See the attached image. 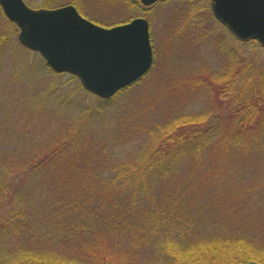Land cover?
Masks as SVG:
<instances>
[{"label": "rangeland", "instance_id": "1", "mask_svg": "<svg viewBox=\"0 0 264 264\" xmlns=\"http://www.w3.org/2000/svg\"><path fill=\"white\" fill-rule=\"evenodd\" d=\"M24 1L33 9H49L72 4L85 17L106 27L122 24L135 16L145 17L150 24L153 63L145 75L125 88L139 80L143 85L128 91L129 97H121L123 101L120 98L113 102L105 110V117L95 118L97 120L93 130L78 137V141L74 143L73 153L59 156L63 161L73 159L83 162L90 157H94L93 159L101 157L102 155L95 153L96 150H88L87 145L98 140L97 137L104 136L110 144H116L119 152L117 156L120 159L136 162L140 154L131 145L136 140L133 139L135 131L150 125L162 115L172 112L219 113V110H224L228 106V100L231 102L229 108L235 106L252 110L250 114L248 111L238 114V117L243 116L245 121L240 122V125L246 126L245 130L248 131L238 143V148L230 149L228 152L225 145L223 148L220 147V152L217 149H210V175L205 177L210 186L191 189L189 199L193 197L194 200L185 207L188 216L185 234L175 235L171 232L174 230L170 229L171 225L164 224L160 218L154 221L155 223H152L151 219L145 221L146 239L143 243L133 239L130 234L116 230L97 231L94 235L102 240L101 247L96 251L97 258L104 256L101 251L111 249L112 251H109L111 254H108L110 264H166V261L170 264H184L179 262L186 257L183 255L184 249L176 248L173 255L169 256L168 244L177 247L181 241H196L195 243L202 244L203 248L215 241L216 237L227 239L233 235L227 228L232 223L234 228L241 231L243 237L252 235L264 240V146L260 137L264 129V120L261 119L264 107H260L256 98L257 93L264 96V92L261 91L264 90L262 89L264 82L261 81L264 79V47L259 42L253 39L240 40L233 35L229 40L225 38L226 30L218 25L219 23H215L210 12L209 0H160L149 8L141 6L139 0ZM1 12L0 9V160L12 149L13 157L28 159L27 157L31 156L35 159L41 155L32 154L36 142L39 145L45 143V146L47 143L50 144L54 140L53 135L69 125L70 116L79 114L78 107L82 105L93 108L102 98L85 91L78 78L74 76L76 79L72 81L70 77L73 75L69 73L61 72L60 77L53 76L54 73H60L52 72L44 61V66L49 72H45L44 75L38 73L37 62L39 58L42 59L40 54L19 43L16 25L7 20ZM227 48H231L237 56L228 53ZM232 57L247 67L245 71L241 65L243 73L249 74L252 70L254 80L246 83L249 78L245 81L237 78L239 83L235 86L237 90L235 93L231 81L226 86L223 80L227 77L222 75L220 80L223 83V92L225 91L224 109L215 103V90L211 83L207 84L211 85L210 89H202L197 85L196 89L188 90L186 87L188 78H195L199 72L208 73L210 68L216 73L224 72L228 67V58ZM221 67L226 69L221 71ZM74 82L80 84L81 91H74L76 87ZM251 89L254 90L251 92ZM234 93L239 97L238 100L234 96L231 97ZM120 103L122 104L118 106ZM223 115L228 119L232 116L229 112ZM248 116L252 118L249 120ZM228 119H224L222 123L216 122L214 127L226 131L231 126L238 128L236 125L239 123L235 125ZM120 124L124 128L123 132L119 131L121 133L114 136L115 129H118ZM243 129L241 131L244 133ZM123 134H126L127 143L126 140L117 141V137ZM1 172L0 182L8 185L9 190L21 186L27 179L23 172L14 171L12 174H4L3 177ZM60 174L62 173L58 171L47 170L44 174L33 176L39 179L38 188L45 190L47 195L58 194V190L64 192L79 190L77 185L58 184ZM164 188L171 190L172 185L165 183ZM197 190L210 192V206L201 205ZM2 193L0 226L7 220L5 217L9 205H5L7 195ZM137 207L132 209V213H135L134 218L140 216V212H136ZM137 224L133 225L138 228ZM5 249L0 248L3 251ZM68 249L65 247L67 251L63 253L58 251L56 245L46 247V252L39 255L45 254L51 260L46 262L43 259L45 262L42 261L41 264H66L56 259H66L65 254L71 251ZM2 253L0 251V254ZM260 253L264 258V247ZM216 255L222 260L227 254L221 249ZM74 257L85 264L86 262L93 264L87 255L80 254ZM204 261V264L212 263L207 257ZM245 263L247 262L242 264ZM0 264H4V261L1 260Z\"/></svg>", "mask_w": 264, "mask_h": 264}, {"label": "trees", "instance_id": "2", "mask_svg": "<svg viewBox=\"0 0 264 264\" xmlns=\"http://www.w3.org/2000/svg\"><path fill=\"white\" fill-rule=\"evenodd\" d=\"M218 25L226 30L225 38L228 40L230 37L233 38L223 25ZM226 51L237 56L231 48H227ZM37 63L38 73L44 75L45 72H49L42 59L39 58ZM227 64V69L221 67V71L226 69L224 72L216 73L210 68L208 73L199 72L195 78H188L186 87L188 90H194L198 85L202 89H210L211 85L207 84L211 83L215 90L214 101L218 107L224 109L225 91L223 92V83L220 80L222 75L227 77L223 80L226 86L231 81L235 93L237 92L235 86L239 83L237 78L244 81L249 78L246 83L254 80L252 70L248 69L249 74L243 73L241 65L245 71L247 67L236 61L234 57L228 58ZM61 74L54 73L53 76L60 77ZM70 78L72 81L76 79L74 76ZM139 81L127 88L128 90L125 88L108 99H101L97 104L98 107L90 108L82 105L78 107L79 114L70 116L69 125L53 135V142L47 143L46 146L45 143L40 145L38 142L35 143L32 154L34 156L41 154L35 159L31 156L27 157L28 159L13 157L14 149H12L0 160L2 177L14 171L27 175L24 184L15 189L10 188L12 190H9L8 185L0 182V197L4 192L7 195L5 205L9 204L5 217L7 220L0 226V246L6 248L4 251L0 250L3 252L0 254V261H4V264H41L42 261L47 262L51 258L39 254L46 252V247L56 245L60 252L65 253L67 251L65 247L71 250L65 254L66 259H56V261L66 264H85L74 257L81 254L87 255L93 264H110L108 254H111L109 252L112 251L111 249L101 251L104 255L101 258L95 256L98 247L102 245V240L94 234L102 230H116L130 234L133 239L143 243L146 239L145 225L150 219L155 223L154 221L160 218L164 224L171 225L170 229H174L172 233L183 235L188 223L185 207L194 200L193 197L189 199L191 189L210 186V182L205 178L210 175V149H217L220 152V147L223 148L225 145L228 152L230 149L238 148V143L248 132L245 130L246 126L240 125V122L245 121L243 116L238 117V114L244 111L250 114L252 110L235 106L229 108L231 102L228 100V106L224 110H219V113L172 112L162 115L150 125L135 131L133 139L136 140L131 145L140 154L136 162L120 159L117 156L119 152L116 144H110L104 136L97 137L98 140L87 145L88 150H96L95 153L102 155L101 157L97 159L90 157L83 162L73 159L61 160L60 155L73 153L74 143L78 141V137L93 130L97 120L95 118L105 117V110L113 102L121 97H129L128 91L143 85ZM261 81L264 82V79ZM75 84L73 90L81 91L80 84ZM253 90L251 89V92ZM235 93L231 97L234 96L238 100L239 97ZM256 98L260 107H264V96L257 93ZM228 112L232 115L230 119L223 115ZM251 118L252 116H248L247 119ZM224 119L233 121L235 125L239 123L236 125L238 128L231 126L226 131L214 127L216 122L222 123ZM261 119L264 120V111ZM241 129L245 130L244 133ZM123 130L121 125L115 129L114 136ZM260 137L264 146V129ZM117 138V141L124 142L126 134ZM214 143L217 144L213 146ZM47 170L62 173L57 180L58 184L77 185L79 190L74 192L58 190V194L47 195L45 190L38 188L39 179L33 176L44 174ZM165 183H170L172 189L164 188ZM197 191L201 205L210 206V192ZM134 207H137L136 212H140L138 218H134L135 213H132ZM136 223L138 228L133 225ZM227 228L233 235L228 236L227 239L223 236L224 239L216 237L217 241L203 248L202 244L197 245L196 241H181L177 247L168 244L169 256L173 255L176 248H180L184 249L183 255L186 257L179 262L184 264H204L206 257L211 259V264H242L251 261L264 264V258L260 253L264 247V240L252 235L243 237L241 231L233 227V223ZM133 229L135 231L132 232ZM221 249L227 255L225 259L219 260L220 256L217 257L216 254ZM106 252L107 254H104ZM166 264L170 263L166 261Z\"/></svg>", "mask_w": 264, "mask_h": 264}, {"label": "water", "instance_id": "3", "mask_svg": "<svg viewBox=\"0 0 264 264\" xmlns=\"http://www.w3.org/2000/svg\"><path fill=\"white\" fill-rule=\"evenodd\" d=\"M209 3L213 16L235 37L264 47V0ZM0 7L16 24L19 43L38 52L51 71L75 75L83 89L104 99L145 75L152 65L149 23L143 17L105 27L72 4L33 9L24 0H0Z\"/></svg>", "mask_w": 264, "mask_h": 264}, {"label": "flooded vegetation", "instance_id": "4", "mask_svg": "<svg viewBox=\"0 0 264 264\" xmlns=\"http://www.w3.org/2000/svg\"><path fill=\"white\" fill-rule=\"evenodd\" d=\"M193 1V0H192ZM141 6H142V4H140ZM143 7H147V8H149L150 6H143Z\"/></svg>", "mask_w": 264, "mask_h": 264}]
</instances>
